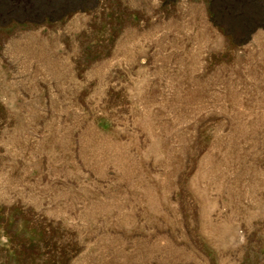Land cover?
<instances>
[{
	"label": "rangeland",
	"instance_id": "374dc122",
	"mask_svg": "<svg viewBox=\"0 0 264 264\" xmlns=\"http://www.w3.org/2000/svg\"><path fill=\"white\" fill-rule=\"evenodd\" d=\"M0 264H264V0H0Z\"/></svg>",
	"mask_w": 264,
	"mask_h": 264
}]
</instances>
